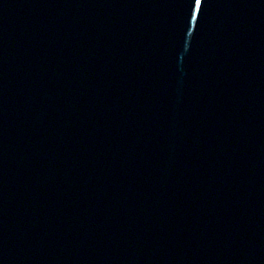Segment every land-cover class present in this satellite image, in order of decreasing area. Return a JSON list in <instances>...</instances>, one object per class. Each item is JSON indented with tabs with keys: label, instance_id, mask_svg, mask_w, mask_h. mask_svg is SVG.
<instances>
[{
	"label": "water",
	"instance_id": "95a60500",
	"mask_svg": "<svg viewBox=\"0 0 264 264\" xmlns=\"http://www.w3.org/2000/svg\"><path fill=\"white\" fill-rule=\"evenodd\" d=\"M0 264H264V0H0Z\"/></svg>",
	"mask_w": 264,
	"mask_h": 264
}]
</instances>
